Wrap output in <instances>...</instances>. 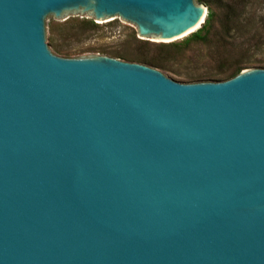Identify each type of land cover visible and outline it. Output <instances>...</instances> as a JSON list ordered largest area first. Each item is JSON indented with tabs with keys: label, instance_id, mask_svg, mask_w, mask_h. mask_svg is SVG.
<instances>
[{
	"label": "water",
	"instance_id": "1",
	"mask_svg": "<svg viewBox=\"0 0 264 264\" xmlns=\"http://www.w3.org/2000/svg\"><path fill=\"white\" fill-rule=\"evenodd\" d=\"M72 13L171 43L207 8L0 0V264H264V69L185 83L60 56L46 19Z\"/></svg>",
	"mask_w": 264,
	"mask_h": 264
},
{
	"label": "rangeland",
	"instance_id": "2",
	"mask_svg": "<svg viewBox=\"0 0 264 264\" xmlns=\"http://www.w3.org/2000/svg\"><path fill=\"white\" fill-rule=\"evenodd\" d=\"M194 1L203 4L207 14L208 7L214 12L211 32L204 41L183 43L190 37L189 34L172 42L177 46L160 49L155 46L158 42L152 38L147 40L149 44L138 42L133 37L136 29L119 18L95 21L99 28L91 30L81 23L93 17L79 13L65 15L63 19L53 16L47 18L46 40L48 42V38L53 35L59 47L69 56L86 53L112 57L114 53H119L124 58L120 60L128 62L140 58L165 57L163 64L166 70L163 73L185 83L201 76L207 79L218 73H231L238 68L264 67V45H255L257 38H264V0H253L244 9L235 6L233 10H230V3L241 4L244 0ZM230 15L239 16L235 22H230Z\"/></svg>",
	"mask_w": 264,
	"mask_h": 264
},
{
	"label": "trees",
	"instance_id": "3",
	"mask_svg": "<svg viewBox=\"0 0 264 264\" xmlns=\"http://www.w3.org/2000/svg\"><path fill=\"white\" fill-rule=\"evenodd\" d=\"M199 1H200V3L205 2L204 0H199ZM207 2H209V1H207ZM240 3L241 4L236 3V2L230 3V10H233V8L235 9V6H241L244 9L247 5L252 4L253 0H244ZM237 16H239V15H230L228 19L230 22H235L237 19ZM213 18H214V12L212 11L211 8L208 7L207 18H206L203 26L201 28H199L197 31L191 33L190 37L186 38L183 41V43H188L190 41H204L211 32ZM81 24H82V26L87 27L91 30L99 28V24L96 23L93 19H84ZM136 36H137V33L133 32V37L136 38L138 42L143 43V44H149V43H147L148 42L147 40L139 39ZM48 45H49L50 49L54 53H56L57 55H60V56L64 55V57H69L70 54L63 52V50L56 43V38L53 35L48 38ZM255 45L256 46H263L264 45V38L261 36L259 38H257L255 41ZM155 46L160 48V49H168L170 47H174L177 45L171 42V43H158V45H155ZM112 57L124 59V58H122L123 55H121L119 53H114L112 55ZM161 58L162 59L140 58V59H137L134 61H135V63L144 64V65L156 68V69L163 72L166 70L165 65L163 64V60H165V57H161ZM254 68H258V67H254ZM259 68L264 69V67H259ZM244 69L245 68H238L235 71H233L231 73H227V74L218 73L219 75H214L213 77L211 76L207 79L202 77V76L197 77L194 80H191L189 83H191V82H202V81H224V80H227V79L234 77L235 75H237L240 71H242ZM222 74H224V75H222Z\"/></svg>",
	"mask_w": 264,
	"mask_h": 264
},
{
	"label": "bare ground",
	"instance_id": "4",
	"mask_svg": "<svg viewBox=\"0 0 264 264\" xmlns=\"http://www.w3.org/2000/svg\"><path fill=\"white\" fill-rule=\"evenodd\" d=\"M187 34V33H186Z\"/></svg>",
	"mask_w": 264,
	"mask_h": 264
}]
</instances>
